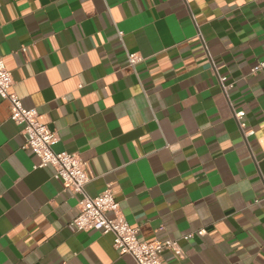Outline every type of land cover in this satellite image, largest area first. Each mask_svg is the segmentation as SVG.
Instances as JSON below:
<instances>
[{"label":"crops","instance_id":"0c3cea01","mask_svg":"<svg viewBox=\"0 0 264 264\" xmlns=\"http://www.w3.org/2000/svg\"><path fill=\"white\" fill-rule=\"evenodd\" d=\"M0 57L165 264H264V0H0ZM24 142L0 97V264H132Z\"/></svg>","mask_w":264,"mask_h":264},{"label":"built area","instance_id":"2783aa9c","mask_svg":"<svg viewBox=\"0 0 264 264\" xmlns=\"http://www.w3.org/2000/svg\"><path fill=\"white\" fill-rule=\"evenodd\" d=\"M142 57L137 52H127V62L130 66L139 62ZM264 66L260 61L252 67L255 72ZM220 83L224 77H220ZM12 77L0 57V97L8 102L9 118L20 126L25 137L24 147H28L38 157L37 167L51 165L54 178L61 181L63 187L72 194H78L76 214L70 220L68 227L72 231L96 230L100 233H111L113 246L120 254H129L132 264H165L163 251L169 250L176 256L182 255V247L177 239H154L151 242L142 241L138 237L135 227L129 225L120 211L119 203L115 199L112 189L107 186L100 193L89 195L85 186L90 180L86 172V163L75 152L55 151L52 145L57 141V134L50 130L45 123L38 120L35 108L23 106L19 96L11 90ZM237 119L244 115V111L234 112ZM240 127L244 124L239 122ZM203 233V229L197 231ZM191 233L184 235L189 238Z\"/></svg>","mask_w":264,"mask_h":264}]
</instances>
